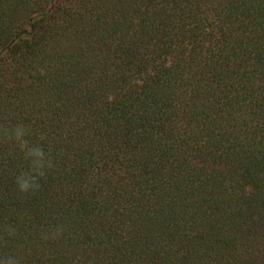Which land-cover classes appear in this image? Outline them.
I'll list each match as a JSON object with an SVG mask.
<instances>
[{
    "label": "trees",
    "instance_id": "1",
    "mask_svg": "<svg viewBox=\"0 0 264 264\" xmlns=\"http://www.w3.org/2000/svg\"><path fill=\"white\" fill-rule=\"evenodd\" d=\"M0 264H264V0H0Z\"/></svg>",
    "mask_w": 264,
    "mask_h": 264
}]
</instances>
